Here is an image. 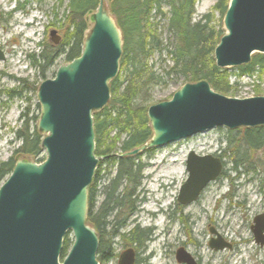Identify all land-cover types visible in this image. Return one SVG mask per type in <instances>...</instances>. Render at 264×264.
Wrapping results in <instances>:
<instances>
[{"label": "water", "instance_id": "obj_1", "mask_svg": "<svg viewBox=\"0 0 264 264\" xmlns=\"http://www.w3.org/2000/svg\"><path fill=\"white\" fill-rule=\"evenodd\" d=\"M107 1L98 0L91 13L92 26L83 36L80 55L37 86L36 129L46 156L39 164L19 159L0 183V264H98V238L86 220L87 190L98 163L92 113L109 102V83L118 74L123 44ZM224 14L225 34L213 51L215 66H239L249 63L253 53L264 54V0H228ZM49 33L56 46L60 37L53 30ZM4 58L0 51V60ZM146 114L152 137L122 156L168 146L216 127L264 126V95L229 98L205 80L186 82L170 100L149 106ZM185 166L188 178L180 186V204L196 200L222 170L218 157L193 151ZM251 229L255 243L264 246L263 214L255 216ZM67 233L72 241L60 258ZM217 241L209 246L214 250L226 246ZM182 251L177 250V261L195 264ZM133 259L132 250H126L117 264H132Z\"/></svg>", "mask_w": 264, "mask_h": 264}, {"label": "rangeland", "instance_id": "obj_2", "mask_svg": "<svg viewBox=\"0 0 264 264\" xmlns=\"http://www.w3.org/2000/svg\"><path fill=\"white\" fill-rule=\"evenodd\" d=\"M66 2L67 0L62 3L59 0H0V51L5 56L3 61L0 60V163L9 159L14 165L19 159L33 161L30 156L14 152L21 144L15 134L22 128L20 115L27 107L28 117L34 118L30 127L32 124L36 127L40 111L36 98L37 86L46 78H53L57 67L66 62L63 56H59L54 66L46 69L41 76L40 66L33 64L29 56H37L45 45L54 46L49 41L50 31H55L62 39L67 27L64 17ZM215 2L216 0H195L192 21L207 14L210 16L209 25L215 31L221 30L224 35L223 15L214 10ZM17 5L19 9H16ZM161 11L165 15L152 17L150 23L152 28H157L154 34L163 45L172 43V38L166 27L168 7L162 5ZM87 23L88 30L92 22L87 20ZM255 54L257 53L251 56ZM149 64L154 65L153 70L163 74L171 61L163 51L160 55L154 53ZM236 75L235 69L227 70V81L232 93H222L223 95L238 99L264 95V73H254L251 77L243 75L240 78ZM123 76L121 72L120 79ZM165 81V84L159 83L147 90L149 106L170 100L176 89L183 85V81L178 78L169 77ZM17 93L20 95L17 96ZM244 128L246 127L232 130L212 128L188 140L136 153L138 157L135 163H139L141 168L136 186L133 183L117 189L122 192L126 187L128 192L132 191V196L127 198L131 201L128 210L121 211L123 214L132 212L130 218L138 224L136 236L139 235L144 243L138 248L136 264H186L176 262L174 252L177 248H182L192 261L194 259L199 264H264V247L255 243L249 228L255 216L264 215V147L254 151L245 150L250 157L244 162L238 159L237 156L244 153L240 139ZM109 137L113 138V133ZM232 138L236 143H227ZM190 151L198 156L218 157L222 170L215 180L204 186L196 200L180 204L177 196L180 186L188 178L185 161ZM40 156L44 159L45 151ZM96 159L98 163L95 171H99V178L94 187L95 208L101 203L102 188L116 171V163L112 164V157L107 160L105 157ZM234 160H237V170L241 172L236 179ZM113 216L107 217V222ZM150 225L153 229L146 236L142 230ZM131 227L132 222H129L119 228L118 238H109L107 235L104 240H108L110 245V257L108 260H99L98 264H117L119 254L131 245H127L120 235L127 233ZM110 229L109 225L106 232ZM211 229L216 230L220 239L232 248H210V239L217 238L216 234H211ZM65 236L67 241H72L70 233Z\"/></svg>", "mask_w": 264, "mask_h": 264}, {"label": "trees", "instance_id": "obj_3", "mask_svg": "<svg viewBox=\"0 0 264 264\" xmlns=\"http://www.w3.org/2000/svg\"><path fill=\"white\" fill-rule=\"evenodd\" d=\"M59 1L62 3L64 0ZM194 2L195 0L107 1V8L116 20L118 28L121 29L123 44L118 74L109 83V102L102 110L92 113L95 138L94 155L105 157V160L112 157V164L116 163L114 175L102 188L105 198L100 201L96 209L93 197L95 180L99 178L98 170L95 171L93 184L88 189L86 220L98 235L97 260H108L110 245L108 240L104 239L107 235L109 238L115 235V232L111 231L113 229L106 232L108 227L106 217L117 205L120 207L117 208L119 211H127L131 204V201L126 199L128 193L126 187L122 189V192H118L117 189L122 185H133V183L136 186L141 170L139 163H135L137 154L122 155L143 145L152 136L146 114L150 100V97L146 96L147 90L159 83L165 84L167 78L173 77L182 80L183 84L205 80L217 93L231 92L227 81L228 69L217 68L213 57L214 48L222 36V31L219 29L215 31L209 25L210 16L207 14L192 21ZM227 2L228 0H216L214 10H218L224 16ZM97 3L98 0H67L64 15L67 27L59 44L45 45L37 56H29L33 64L40 66L41 76L46 69L54 66L59 56H63L67 63L80 55L83 36L88 26L87 20L91 21L90 15L96 10ZM162 5L168 7L167 16L169 17L166 27L172 38V43L163 45L154 34L157 28H152V23H150L152 17H160L164 14L161 11ZM163 51L171 64L163 74H159L153 70L154 65L149 64V61L154 53L160 55ZM233 69L236 70L238 76L251 77L254 73H264V54H255L248 64ZM121 72L124 74L122 79H120ZM16 95L19 96L20 93ZM28 111L26 107L20 115L22 128L15 134L21 144L14 152L22 156H30L34 162L40 163L39 161L43 160L40 156L42 135L33 124L30 127V122L34 118L28 117ZM237 132L241 131L237 130ZM111 133H113V138L109 137ZM121 136H123L122 139ZM240 139L244 146V153L238 155L237 158L244 162L250 157L246 153L247 150L254 151L264 147V128L261 126L244 128ZM227 143H236V140L228 139ZM237 143L240 149V144ZM233 164V169L239 167L237 160H234ZM13 166L11 159L0 163V181L8 175ZM131 234V237L135 235L133 232ZM70 244L71 242L67 241V236H65L60 258H64Z\"/></svg>", "mask_w": 264, "mask_h": 264}, {"label": "flooded vegetation", "instance_id": "obj_4", "mask_svg": "<svg viewBox=\"0 0 264 264\" xmlns=\"http://www.w3.org/2000/svg\"><path fill=\"white\" fill-rule=\"evenodd\" d=\"M235 176H234V178L236 179L237 178V176H238V174H240L241 175V173H240V171H238L237 169H235ZM98 180V179H97ZM97 180H95L96 182V184H97ZM123 186V185H122ZM132 196V191H129L128 193H127V196H126V199L128 198V197H131ZM105 198V195H103L102 194V199H101V201L103 200ZM117 208H120V207H118V205H117V207H115V209L113 210V211H111L112 213L110 214V215H114L113 216V218H112V220L110 221V222H107V217H109L110 215H108L107 217H106V223H108V227H109V225H110V228L111 229H114V231L113 230H111L112 232H115V235H114V237H116V238H118V236H119V234H117L118 232V229L119 228H121V227H123L124 225H126V224H128L129 222H132V227L129 229V231H127V233H121L122 235H120L121 237H123L124 239H122V240H124L126 243H127V245H129V244H131V245H129V247L126 249V250H132V252H133V254H134V259H133V262H132V264H136L137 263V253L139 252L138 251V248L141 246V245H143L144 243L142 242V240L140 239V237H138L139 235H137L136 236V233H135V231L137 230V228H138V224H136L135 222H133L132 220H133V218H130V216H131V213L129 212L128 214H123V210L122 211H119L118 212V210L119 209H117ZM96 209V208H95ZM259 215V214H258ZM253 225V224H252ZM249 228H251V225H250V227ZM153 229V226L152 225H150L149 227H146V230H145V232H146V236L148 235L147 233H150L149 231L150 230H152ZM135 233V235H133V237H131L130 236V234L131 233ZM210 232H211V234H216V236H217V238H215V239H213V238H211L210 239V241H215V240H218L217 242H221V243H223V244H225L226 246L225 247H228V248H232V247H230V244H228L227 242L225 243L223 240H221L220 239V237H219V235H218V233L216 232V230H214V229H211L210 230ZM251 232H252V229H251ZM132 235V234H131ZM150 235V234H149ZM253 235V234H252ZM263 235H264V232H263ZM131 238V239H130ZM150 239V238H149ZM209 241V242H210ZM262 247H264V246H262ZM178 249H182V248H177L176 249V251L174 252L175 253V259H176V262H178L177 261V250ZM213 249V248H212ZM126 250H124V251H126ZM183 250V249H182ZM214 250V249H213ZM124 251H122V252H124ZM184 254H186V252L183 250L182 251ZM202 256L203 257H205V255L204 254H202ZM119 257H120V255H119ZM119 259V258H118ZM118 262V261H117ZM193 262L195 263V264H199L196 260H194L193 259ZM178 263H180V262H178ZM185 263V262H184Z\"/></svg>", "mask_w": 264, "mask_h": 264}]
</instances>
